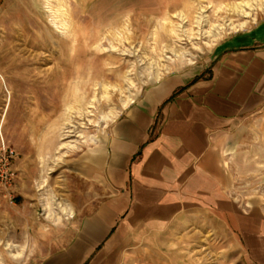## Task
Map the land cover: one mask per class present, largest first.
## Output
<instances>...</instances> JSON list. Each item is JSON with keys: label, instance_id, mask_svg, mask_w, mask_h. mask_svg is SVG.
Instances as JSON below:
<instances>
[{"label": "rangeland", "instance_id": "1", "mask_svg": "<svg viewBox=\"0 0 264 264\" xmlns=\"http://www.w3.org/2000/svg\"><path fill=\"white\" fill-rule=\"evenodd\" d=\"M262 22L264 0H4L0 264H42L65 248L90 185L76 168L84 153L165 74L206 70ZM253 149L255 182L264 158Z\"/></svg>", "mask_w": 264, "mask_h": 264}, {"label": "crops", "instance_id": "2", "mask_svg": "<svg viewBox=\"0 0 264 264\" xmlns=\"http://www.w3.org/2000/svg\"><path fill=\"white\" fill-rule=\"evenodd\" d=\"M249 147L264 158V22L165 74L84 153L72 237L42 264H264Z\"/></svg>", "mask_w": 264, "mask_h": 264}]
</instances>
